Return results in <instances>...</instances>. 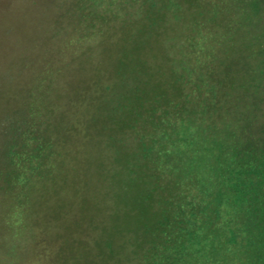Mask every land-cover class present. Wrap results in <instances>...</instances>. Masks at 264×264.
I'll return each instance as SVG.
<instances>
[{
  "label": "rangeland",
  "instance_id": "1",
  "mask_svg": "<svg viewBox=\"0 0 264 264\" xmlns=\"http://www.w3.org/2000/svg\"><path fill=\"white\" fill-rule=\"evenodd\" d=\"M155 1L151 23L147 0H0V264H101L108 255L106 233L113 250L120 249L110 264H144L141 256L131 255V226L123 224L113 235L118 203L124 216L137 198L135 169L129 174L135 161L131 154L140 153L139 139L145 136L146 141L152 131L158 140L168 137L172 156L166 163L157 160L165 180L202 158L205 144L194 123L184 120L172 121L170 131L150 132L141 118L135 130L118 133L127 94L137 85L162 84L166 72L173 80V71L205 77L214 51L228 39L233 48L225 60L240 62L258 47L257 41L250 43L252 33L264 30V23L256 24L264 7L258 5L255 13L253 0H181L178 17L168 3ZM120 36L126 50H142L122 60L123 71L114 68L121 59L114 49ZM147 44L154 51L145 50ZM261 60L253 56L250 67H261ZM153 150L157 154L155 146ZM153 159L146 158L150 165ZM199 190L190 191L188 203L204 207L211 190ZM263 192L250 208L227 194L221 208L228 227L222 233L231 237L233 231L241 250L248 247L250 235L247 221L238 215H257L254 222L261 233L253 235L260 264ZM156 250L151 263L186 260ZM229 260L244 262L233 254Z\"/></svg>",
  "mask_w": 264,
  "mask_h": 264
},
{
  "label": "trees",
  "instance_id": "2",
  "mask_svg": "<svg viewBox=\"0 0 264 264\" xmlns=\"http://www.w3.org/2000/svg\"><path fill=\"white\" fill-rule=\"evenodd\" d=\"M147 1L146 11L149 15L153 14L152 23L157 12H153L151 4L156 1ZM162 1L169 4L167 8H170L172 15L178 17L181 14V0ZM253 2L255 13L258 5L264 7V0ZM162 9L165 11L164 7ZM163 10L160 11V17ZM259 15L261 18L256 24H263V9ZM246 18L248 17H244V20ZM261 31L252 33L254 38L250 43H258L254 54L242 56L240 62L239 58L233 63L226 61L225 55L233 48V40L228 39L222 49L221 44L218 50L214 49L216 56H211L215 58L208 64L209 70L205 77H190L177 70L178 72H171L175 78L173 80L166 72L163 85L160 81L151 86L137 85L135 92L127 94L126 100L129 103L127 111L118 118V133L135 130V123L141 118L142 126L147 131L160 128H163L160 131H170L172 121L184 120L194 123L199 139L205 144V150L200 152L202 158L189 167H180L165 180H161L157 171V160L163 158L166 163L172 156L167 151L168 137L161 135L163 142L160 143L161 140L156 139V135L150 131L146 135V141L145 136H142L137 143L136 149L140 153L131 154L135 161L129 174L132 175L135 169L136 182L133 184L136 185L134 190L137 198L133 200L132 210L124 216L121 203H118L120 209H115V215L119 219L116 223L113 222V235L118 232L117 229H122L123 224L131 226V255L141 256L144 264H154L150 257L160 248L186 258L183 264H233L229 260L232 254L241 256L243 264H260V249L255 240L256 234L261 233L254 222L257 215H238L240 219L247 221L246 229L250 239L247 247L249 252H246L247 248H239L233 231L229 232L231 237L222 233L228 227L224 225L221 208L227 194L228 197L232 195L235 204L245 207L248 205L250 208L256 199L259 202L262 189L264 191V109L260 107L264 104V61L261 67V63L257 67L252 63L250 67L249 63L253 56L260 59V62L264 58V30L260 33ZM153 32L154 30L150 35ZM125 40V37L120 36L114 44L116 53L119 52L121 56L114 67L117 71L126 69V63L122 60L138 56L135 53L142 51L141 48L134 49L133 52L126 50ZM146 48L154 51L150 44L145 46V50ZM166 85L169 86L167 89ZM154 146L157 154H154ZM148 157L155 158L151 165L146 160ZM120 167L124 171V167ZM196 186L201 193L211 190V199L204 207L195 202L188 203L189 193ZM262 233L264 234V230ZM106 234L108 255H104L101 264H110L111 258L120 250H113L112 241ZM207 257L212 260L208 261ZM117 263L118 261H114L112 264ZM166 264L176 262L168 260Z\"/></svg>",
  "mask_w": 264,
  "mask_h": 264
}]
</instances>
